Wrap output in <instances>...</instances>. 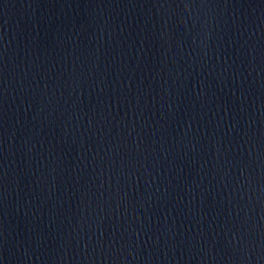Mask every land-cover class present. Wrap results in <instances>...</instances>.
<instances>
[{
	"label": "water",
	"instance_id": "obj_1",
	"mask_svg": "<svg viewBox=\"0 0 264 264\" xmlns=\"http://www.w3.org/2000/svg\"><path fill=\"white\" fill-rule=\"evenodd\" d=\"M0 264H264V0H0Z\"/></svg>",
	"mask_w": 264,
	"mask_h": 264
}]
</instances>
